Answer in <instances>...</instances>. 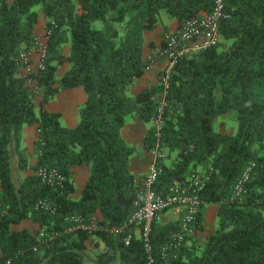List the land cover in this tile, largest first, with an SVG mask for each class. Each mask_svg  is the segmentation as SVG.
I'll return each mask as SVG.
<instances>
[{
	"label": "trees",
	"instance_id": "1",
	"mask_svg": "<svg viewBox=\"0 0 264 264\" xmlns=\"http://www.w3.org/2000/svg\"><path fill=\"white\" fill-rule=\"evenodd\" d=\"M225 2L222 43L178 59L165 95L160 147L166 157L157 162L154 191L167 195L192 173L212 170L200 195L195 235L171 264H264V0ZM212 8L213 0H0V263L145 264L136 237L123 243L140 178L129 169L135 148L123 139L122 129L133 117L152 121L161 83L134 97L129 88L147 68L144 34L163 14L181 25ZM41 16L46 29L52 22L55 28L44 69L34 76L35 94L21 75L18 52L34 43ZM63 65L67 69L59 75ZM75 88L83 90L85 100L77 124L65 127L60 114L45 107L57 93ZM228 113L235 114L236 132H216V119ZM31 125L40 131L32 165L22 146V129ZM153 146L152 126L141 148ZM251 163L255 168L246 192L230 200L236 179ZM39 166L62 173L64 187L40 185L27 173ZM76 166L89 167L77 199ZM40 199L55 203L59 216L35 212ZM208 205L217 207L216 223L201 244L196 236L204 230ZM97 212L100 228L92 236L65 231L60 215ZM23 220L39 229L12 228ZM176 226L153 223L155 249ZM118 228L123 231H107Z\"/></svg>",
	"mask_w": 264,
	"mask_h": 264
},
{
	"label": "built area",
	"instance_id": "2",
	"mask_svg": "<svg viewBox=\"0 0 264 264\" xmlns=\"http://www.w3.org/2000/svg\"><path fill=\"white\" fill-rule=\"evenodd\" d=\"M225 1L213 0V8L209 13L187 18L175 31L164 32L162 35L163 46L153 56V58L163 61L159 78L161 93L157 98L156 115L152 119L154 146L150 150L151 162L148 173L137 182L134 209L126 223L130 230L123 238L125 245H129L135 237L140 241L145 256V264H171L177 258L178 251L187 243L188 238L194 236L196 232L195 222L202 205L200 195L212 170L208 168L205 171L192 173L184 183L175 186L167 195L163 196L155 192L153 185L158 175L157 162L166 157V151L160 147V129L163 111L166 107L165 95L175 63L182 57L214 47L219 43V25L221 21L227 18ZM53 28H55V24L52 22L50 28L44 29L42 39L35 37L34 43L28 49H21L18 52L21 75L35 94L38 92L34 76L44 69L47 57V41ZM33 52L37 54V59L34 62L31 59ZM37 134L39 138L40 131L38 129ZM254 168V163L249 164L236 179L230 200L241 198L246 192V186L252 179ZM35 176L42 186L62 189L65 184L64 175L54 167L39 166L35 170ZM173 209H178L181 212L178 224L170 232L168 238L155 249L152 241L153 223L160 221L163 213ZM33 210L59 216L55 203L46 199L36 201ZM3 213L0 205V218ZM60 216L66 232L82 231L92 236L100 228L99 219L94 214L90 217L77 214ZM107 231L109 233H121L123 230L118 228ZM44 236L45 233L41 231L39 238H44ZM99 246L102 248L103 243L99 242ZM0 264H10V260L6 259Z\"/></svg>",
	"mask_w": 264,
	"mask_h": 264
},
{
	"label": "crops",
	"instance_id": "3",
	"mask_svg": "<svg viewBox=\"0 0 264 264\" xmlns=\"http://www.w3.org/2000/svg\"><path fill=\"white\" fill-rule=\"evenodd\" d=\"M205 13H201L203 15ZM46 20L44 17H40L35 27V37L43 38V32L45 29ZM179 27L175 19L169 18L166 14L161 16V20L157 27L152 31L146 32L144 34V46H143V59L147 61V68L144 74L134 82L129 88V95L134 97L139 92L147 87L156 85L159 82L160 71L163 65V61H159L153 58L155 52L163 46L162 35L166 31H175ZM221 38V37H220ZM219 38V39H220ZM221 40V39H220ZM64 53H68V45L64 48ZM152 57V58H151ZM31 59L36 61L37 54L32 53ZM67 69V65L60 67L58 74L61 75ZM85 94L81 88L68 89L61 91L55 95L53 100H51L45 109L48 112L59 113L60 123L65 127H74L78 122V110L80 106L84 103ZM36 103L38 98L35 99ZM224 118L226 115H223ZM152 127V121L149 123H143L137 117L130 118L122 129V137L127 144L135 148V153L130 157L129 169L137 177H144L149 170V165L151 162L150 151L143 150L142 143L143 138ZM225 134V133H224ZM228 134V133H226ZM38 139L37 127L35 125L24 126L22 129V146L29 153V164H34L36 160V153L34 151V145ZM73 172V183H74V194L75 199L79 198L85 183L89 176V167L87 166H76L72 168ZM27 173L32 174L34 171H27ZM217 207L214 205H208L205 208V222L204 230L201 234L202 237H207L213 230L207 229V224L216 217ZM100 220V214L97 212L94 214ZM181 212L178 209H173L163 213L160 221L162 224L176 223L180 218ZM13 229L21 230L27 229L29 231H37L39 229V224L31 222L30 220H23L21 223L13 225ZM137 236V235H136ZM205 240L201 241L203 244ZM88 246L89 242H88Z\"/></svg>",
	"mask_w": 264,
	"mask_h": 264
},
{
	"label": "rangeland",
	"instance_id": "4",
	"mask_svg": "<svg viewBox=\"0 0 264 264\" xmlns=\"http://www.w3.org/2000/svg\"><path fill=\"white\" fill-rule=\"evenodd\" d=\"M221 41V40H220ZM222 43V42H219ZM235 114L234 113H228L226 114L225 118L224 116H220L216 119L215 123H214V130L218 133L221 134H234L236 132V128H237V123L235 121ZM216 219V218H215ZM214 218L212 219V221L210 220V222L207 224V229H212L213 227H215V223L216 220ZM160 225H165L162 224L161 221H157ZM203 233L200 232L197 234L196 239H198V241L201 243V241L204 239H206V237H202L201 234ZM92 243V242H91ZM91 243H89L90 247L92 246ZM100 249H98L97 251H99Z\"/></svg>",
	"mask_w": 264,
	"mask_h": 264
}]
</instances>
